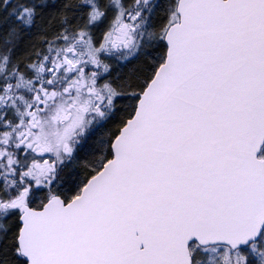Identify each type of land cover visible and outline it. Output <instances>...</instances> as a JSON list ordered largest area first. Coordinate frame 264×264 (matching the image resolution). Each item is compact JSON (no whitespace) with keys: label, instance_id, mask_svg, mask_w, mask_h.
<instances>
[{"label":"snow or ice","instance_id":"snow-or-ice-1","mask_svg":"<svg viewBox=\"0 0 264 264\" xmlns=\"http://www.w3.org/2000/svg\"><path fill=\"white\" fill-rule=\"evenodd\" d=\"M0 264H264V0H0Z\"/></svg>","mask_w":264,"mask_h":264}]
</instances>
